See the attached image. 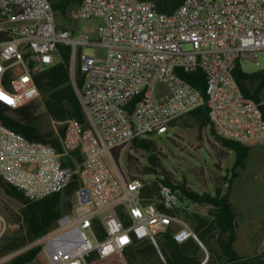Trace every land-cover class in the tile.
I'll return each instance as SVG.
<instances>
[{
	"label": "built area",
	"instance_id": "1",
	"mask_svg": "<svg viewBox=\"0 0 264 264\" xmlns=\"http://www.w3.org/2000/svg\"><path fill=\"white\" fill-rule=\"evenodd\" d=\"M73 12L81 20H99L94 37L57 27L52 0H0V32L7 36L0 41V102L11 108L34 102L40 96L35 75L60 62L58 45H66L86 122L57 123L64 127L59 151L0 123V179L30 201L77 182L71 209L38 239L48 264H89L92 252L99 259L121 256L134 240L154 243L170 226L177 229L176 242L193 238L201 244L170 213L181 203L176 192L160 184L157 197L147 199L143 191L151 183L123 179L108 160L135 138L168 133L173 121L204 103L216 137L264 145L262 103L247 98L233 75L237 61L257 64L264 51V0H184L170 14L140 0H81ZM76 66L84 77L80 89ZM176 69L200 70L205 97ZM6 229L0 214V239Z\"/></svg>",
	"mask_w": 264,
	"mask_h": 264
},
{
	"label": "trees",
	"instance_id": "2",
	"mask_svg": "<svg viewBox=\"0 0 264 264\" xmlns=\"http://www.w3.org/2000/svg\"><path fill=\"white\" fill-rule=\"evenodd\" d=\"M81 0H52V9L57 18H63L68 11L78 8ZM151 2L159 13L170 14L178 8L184 0H140ZM57 27L76 30L67 24L56 22ZM4 32H0V41L6 39ZM61 61L49 67L44 72L35 75V83L39 91L46 95L44 107L50 118L56 123L67 120H76L83 126L86 125L85 117L79 104L75 87L69 75V62L71 57L70 47L58 45ZM175 73L184 79L193 88L197 89L205 97V78L200 70L185 72L176 69ZM233 75L244 95L259 102V93L264 87V69L253 74H246L239 64L235 65ZM9 77H5L8 85ZM83 74L78 66L75 72V84L78 89L83 85ZM256 84L255 88L253 85ZM251 86V87H250ZM253 89V90H252ZM264 115V105L261 106ZM39 106L35 102L23 104L17 108H11L0 102V123L9 129L20 133L30 141L48 140L56 150H60L59 136L64 133V127L59 125L58 135L52 133L40 134L36 126L39 116ZM201 129L210 127L208 107L206 103L188 113ZM178 121V120H177ZM173 121L170 126L177 122ZM212 134V131H211ZM153 136L148 138H135L131 141L133 148L144 151L147 154L150 169L156 172L157 157L153 154ZM222 147L232 151L235 163L231 176L225 179L227 187L222 190L217 188L214 193H199L187 187L184 183L174 185L165 176L158 178L144 191L143 196L147 199L157 197L160 184L168 185L180 197V205L170 212L184 222H188L194 230L199 242L203 244L212 256L211 264H264V251L253 257L240 256L233 248L236 240L237 213L231 203L230 196L233 181L236 178V170L242 168L248 155L249 144H240L233 141L215 137ZM220 156L221 153L218 151ZM115 161L118 160V151L113 150ZM0 188L11 198L17 200L21 207L18 212L16 223L20 225V232L10 236H2L0 239V259L8 254L17 253L24 247L34 243L43 235L51 231L58 219L67 213L75 202L74 193L77 182H72L62 192L52 194L41 200L30 201L17 189L5 184L0 179ZM189 202L194 205L208 207L210 213L203 217L195 213L187 212L182 204ZM121 220H127V214L118 208ZM187 223V224H188ZM95 229L99 232V238H103L100 223L94 222ZM177 229L170 226L165 232L158 235L157 246L150 239L134 240L122 253L114 254L106 259H99L92 252L87 261L89 264H203L204 252L200 244L193 238L183 243L174 239ZM214 258V260H213ZM209 262V261H208ZM6 264H48L41 252V246L34 245L14 255Z\"/></svg>",
	"mask_w": 264,
	"mask_h": 264
},
{
	"label": "rangeland",
	"instance_id": "3",
	"mask_svg": "<svg viewBox=\"0 0 264 264\" xmlns=\"http://www.w3.org/2000/svg\"><path fill=\"white\" fill-rule=\"evenodd\" d=\"M60 20L74 28L76 32L88 33L92 37L96 35L95 31L99 24L98 19L81 20L73 11H68ZM60 20L57 18L58 22ZM86 52L90 55L94 53L92 50H86ZM100 54L104 57L106 52L100 50ZM258 56L257 64L243 63L242 69L247 73L264 69V51L259 52ZM157 91L162 93L165 89L159 85ZM45 97L46 95L40 92V96L34 101L39 106L37 112L39 120L36 126L40 134L52 133L57 136L59 125L46 112L43 103ZM177 120L170 126L168 133L151 137L154 141L152 151L158 159L156 172L150 169L147 154L133 148L131 143L115 149L118 151V160L115 161L114 157L113 162L108 160L110 168L115 174L119 172L125 180L139 178L152 184L158 178L165 176L174 185L184 183L199 193H214L217 188L224 190L227 187L224 181L228 175L224 170L219 169L220 159L209 128L201 129L188 114ZM226 162L232 164V155L231 159ZM230 200L237 211L234 250L240 256L259 255L264 251V146L257 143L252 144L246 166L233 183ZM182 206L187 212L199 216L206 217L210 213L208 207L189 202H184ZM20 207L17 200L9 197L0 188V214L7 223L4 236L8 237L20 232V225L16 223ZM188 225L192 228L189 223ZM158 235L154 242L156 246ZM86 238L89 245L94 246L93 239L87 234ZM34 245H38V240L17 253L2 257L0 264H6L14 255ZM200 246L204 252L203 264H211L212 256L207 251V246L203 244Z\"/></svg>",
	"mask_w": 264,
	"mask_h": 264
},
{
	"label": "crops",
	"instance_id": "4",
	"mask_svg": "<svg viewBox=\"0 0 264 264\" xmlns=\"http://www.w3.org/2000/svg\"><path fill=\"white\" fill-rule=\"evenodd\" d=\"M57 22V21H56ZM249 61H237L236 62V64H239L240 66H241V69H242V65H243V63H248ZM250 63H254V62H250ZM263 70V69H262ZM242 71L243 72H245L243 69H242ZM259 71H261V70H259ZM256 72H258V71H256ZM256 72H252V73H247V72H245L246 74H253V73H256ZM255 86H256V84H254L253 85V88H255ZM251 87V86H250ZM242 90V89H241ZM253 90V89H252ZM263 92H264V87H263V89L261 90V92L259 93V99H260V101H259V103H262L263 105H264V95H263ZM244 94V93H243ZM250 98V97H249ZM253 100V99H252ZM209 128V131H210V135H211V137H213L214 138V143H215V148H216V150H217V152L219 151L220 153H221V155L219 156V159H220V163H219V169L220 170H224L226 173H227V177H230L231 176V174H232V169H233V166H234V163H235V156H234V153L232 152V151H229V150H227L226 148H224V147H222L217 141H215V134H214V132H213V130H212V128H211V126L210 127H208ZM211 131H212V134H211ZM218 138V137H217ZM260 145V144H259ZM262 146H264V145H262ZM251 147H252V144H250L249 145V147H248V155H247V158L245 159V161H244V163H243V166H242V168H239V169H237L236 170V178L234 179V181L237 179V178H239V176H240V174H241V172L244 170V168H245V166H246V161H247V159H248V157H249V154H250V151H251ZM231 155H232V157H233V162H232V164H230L229 162H226V161H229L230 159H231ZM234 181H233V183H234ZM2 189V188H1ZM4 191V190H3ZM235 209V208H234ZM236 211V210H235ZM236 213H237V211H236Z\"/></svg>",
	"mask_w": 264,
	"mask_h": 264
}]
</instances>
